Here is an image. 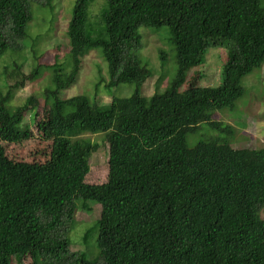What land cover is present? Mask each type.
<instances>
[{
  "label": "trees",
  "instance_id": "16d2710c",
  "mask_svg": "<svg viewBox=\"0 0 264 264\" xmlns=\"http://www.w3.org/2000/svg\"><path fill=\"white\" fill-rule=\"evenodd\" d=\"M92 1L75 0L65 65L47 66L48 160L15 161L0 144V264L27 255L32 264H94L69 250L76 200L86 211L101 207L97 264H264V146L234 148L233 128L212 119L234 109L243 77L264 64V0H106L95 28ZM31 2L0 0V58L25 45ZM162 26L177 69L164 91L145 97L152 70L134 51L139 29ZM210 47L227 50L221 82L182 88ZM95 49L107 65V87L133 84V92L103 105L83 94L60 98ZM40 74L41 65L28 78ZM9 100V92L0 94V141L16 142L24 137L21 112ZM202 123L218 136L190 147L187 137ZM85 133H108L103 184L84 183L92 154L91 140L79 137Z\"/></svg>",
  "mask_w": 264,
  "mask_h": 264
},
{
  "label": "rangeland",
  "instance_id": "374dc122",
  "mask_svg": "<svg viewBox=\"0 0 264 264\" xmlns=\"http://www.w3.org/2000/svg\"><path fill=\"white\" fill-rule=\"evenodd\" d=\"M44 2V1H43ZM38 0L30 3L32 21L29 23L25 45L19 52H7L0 58V94L10 93L9 107L21 112L17 130L23 133L19 141H0L5 154L24 162H44L48 160L52 147L51 122L49 118L50 100L45 90L53 87L52 66L54 63L65 65L69 52L66 34L75 0H51L50 5H42ZM106 0H93L89 5V19L95 28L102 24L101 12ZM140 44L134 51L152 74L141 87V93L150 97L155 92L164 91L176 73L175 50L170 42L166 26L159 28L141 27ZM164 52L165 61L159 53ZM227 60L225 47H210L206 50L199 67L188 71L186 83L182 88L193 86H217L221 82L223 67ZM19 65L18 69L16 65ZM41 65V73L34 79L28 76L35 67ZM43 66V67H42ZM17 70L18 73H15ZM107 65L99 49L90 50L82 60L76 81L62 90V99L83 94L92 103L108 104L114 97L129 96L133 84H120L109 88ZM245 93L234 109L215 111L213 120L233 128L231 145L234 148H260L264 146V64L254 69L241 81ZM22 84V85H21ZM34 102H29L30 99ZM218 136V132L202 123L199 129L189 134L187 144L191 147L197 141ZM79 137L90 139L92 154L89 169L85 176L86 184H103L108 179V133H85ZM92 203V202H90ZM101 207L93 205L90 211L82 208V201H75L74 218L68 226L69 250L80 252L90 262L97 264L99 249L96 246L97 221ZM264 219V208L260 210ZM12 264H32L30 256L12 258Z\"/></svg>",
  "mask_w": 264,
  "mask_h": 264
}]
</instances>
